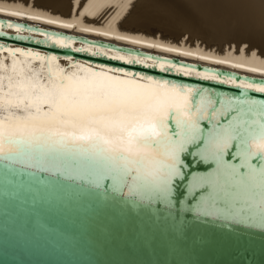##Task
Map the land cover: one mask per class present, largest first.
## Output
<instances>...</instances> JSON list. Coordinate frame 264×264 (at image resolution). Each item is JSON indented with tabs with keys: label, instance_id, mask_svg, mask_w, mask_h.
Here are the masks:
<instances>
[{
	"label": "snow or ice",
	"instance_id": "6c2138e0",
	"mask_svg": "<svg viewBox=\"0 0 264 264\" xmlns=\"http://www.w3.org/2000/svg\"><path fill=\"white\" fill-rule=\"evenodd\" d=\"M262 6L264 0L259 6L240 4L237 13L225 14L215 0L157 4L162 18L188 28L234 25L242 18L259 26ZM3 28L0 22V35ZM7 28L20 39L19 34L36 31L12 22ZM41 35L46 43L72 47L64 36ZM0 50L13 54L11 73L0 74V161L87 180L96 188L110 182L113 192L148 203L171 206L182 190L190 211L198 215L264 225V99L248 92L264 94V83L238 82L170 60L148 64L151 57L120 52L109 57L245 89L229 95L73 57L65 58V66L55 54L3 44ZM75 52L108 56L90 47ZM6 68L0 60V70ZM201 164L206 171L193 170Z\"/></svg>",
	"mask_w": 264,
	"mask_h": 264
},
{
	"label": "water",
	"instance_id": "95a60500",
	"mask_svg": "<svg viewBox=\"0 0 264 264\" xmlns=\"http://www.w3.org/2000/svg\"><path fill=\"white\" fill-rule=\"evenodd\" d=\"M0 22L4 24L0 44L5 49L20 47L55 54L60 57L59 62L73 57L79 63L122 67L198 88L207 87L221 94L239 95L245 91L194 75L179 76L142 64L110 60L111 56L75 52V48L87 44L141 58L151 57L147 59L148 64L153 59L170 60L200 72L264 83V76L104 38L5 16H0ZM8 22L20 23L36 31H25L19 34L24 37L20 39L14 28H7ZM157 30L163 33V30ZM45 32L64 36L75 46L60 48L50 41L46 43L41 35ZM183 35L190 37L186 32ZM192 39L213 45L201 38ZM6 53L9 52L0 50V54ZM248 92L264 99V94ZM207 167L201 164L193 170L206 171ZM177 199L178 202L174 200L171 206L163 202L148 203L120 191L113 192L110 182L96 188L87 180L52 176L0 161V264H264V225L198 215L190 211V203L182 190Z\"/></svg>",
	"mask_w": 264,
	"mask_h": 264
},
{
	"label": "bare ground",
	"instance_id": "6f19581e",
	"mask_svg": "<svg viewBox=\"0 0 264 264\" xmlns=\"http://www.w3.org/2000/svg\"><path fill=\"white\" fill-rule=\"evenodd\" d=\"M215 2L222 5L221 11L225 14H234L240 11L238 5L259 6L261 0H215ZM158 3L160 0H0V16L70 33L85 34L92 38H104L250 75L264 76V6L261 7L262 16L259 26L242 18L234 25L229 22L211 28H188L162 18L157 8ZM15 12H20L22 15L15 16L13 15ZM36 16L40 19H32ZM52 21L55 23H51ZM157 28L163 30V33L158 32ZM184 32L190 37L183 35ZM120 37L125 39L122 40ZM192 37L213 42V45L208 46ZM74 46L75 43L72 41V47ZM81 47H90L93 52L103 49L87 44ZM104 50L108 56L117 53V51ZM11 54V52L0 54V60L7 65L6 69L0 70L2 75L7 76L11 73L13 60ZM16 58L23 60L24 56L18 54ZM67 62L59 63L65 65ZM151 63L153 61L149 64ZM34 66L38 67L39 62H34Z\"/></svg>",
	"mask_w": 264,
	"mask_h": 264
},
{
	"label": "rangeland",
	"instance_id": "374dc122",
	"mask_svg": "<svg viewBox=\"0 0 264 264\" xmlns=\"http://www.w3.org/2000/svg\"><path fill=\"white\" fill-rule=\"evenodd\" d=\"M202 49H205V50H210V49H207V48H202ZM211 51V50H210Z\"/></svg>",
	"mask_w": 264,
	"mask_h": 264
}]
</instances>
